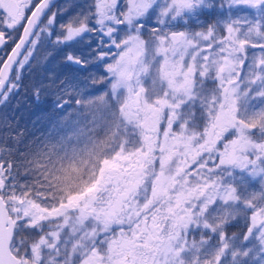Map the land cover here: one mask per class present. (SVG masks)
I'll return each mask as SVG.
<instances>
[{"label": "snow or ice", "instance_id": "1", "mask_svg": "<svg viewBox=\"0 0 264 264\" xmlns=\"http://www.w3.org/2000/svg\"><path fill=\"white\" fill-rule=\"evenodd\" d=\"M53 7L0 0V105L45 42L102 87L54 80L90 119L0 136V264H264V0Z\"/></svg>", "mask_w": 264, "mask_h": 264}, {"label": "trees", "instance_id": "2", "mask_svg": "<svg viewBox=\"0 0 264 264\" xmlns=\"http://www.w3.org/2000/svg\"><path fill=\"white\" fill-rule=\"evenodd\" d=\"M61 1L59 0L56 6ZM84 4L78 3L77 6ZM42 46L44 49H42L40 55L45 57L48 55L44 65L36 67V74L30 79V85L27 83V77H25L24 83L28 88H21V92H18L16 96L10 99L8 105L14 107V112L11 113L9 109L5 113H0V126L2 127L0 136L12 137L10 143L13 147H18L22 152H27L45 140V130L47 131L49 124L53 122L54 117L60 112L56 107L60 97L59 94H56V89L52 87V82L55 80L59 83L61 79H58V75L61 73L68 79L73 77L74 74H78L76 72H79L77 66L66 65L63 53L60 50H56L57 48L53 46L52 50H48L49 45L47 47ZM41 70H44L43 73H40ZM97 72L100 75L102 69ZM23 79L21 77V81ZM36 89H40L39 97L35 94ZM89 118L90 116L87 115V119ZM8 126L11 129L2 130ZM231 231L238 232L240 230L239 228H233Z\"/></svg>", "mask_w": 264, "mask_h": 264}, {"label": "rangeland", "instance_id": "3", "mask_svg": "<svg viewBox=\"0 0 264 264\" xmlns=\"http://www.w3.org/2000/svg\"><path fill=\"white\" fill-rule=\"evenodd\" d=\"M85 1L87 3V0H62L60 2V4L54 8L53 11L67 9L68 13L71 14V13H74L76 11H79V7L77 6L78 3L84 4ZM215 2L219 3V0H215ZM65 18H67V17L65 16ZM204 19H207V17L201 16V20H204ZM42 45H44L45 47H47L49 45L48 50L49 49L52 50V46L50 44H48L47 42L43 43ZM42 45L39 48V50L37 51L35 58L31 61L30 66L26 67L23 70L21 77H23L24 79L22 81L20 80L19 89L10 96V98L6 104L0 105V113L1 112L5 113L9 109L11 110V113L14 112V110H15L14 107L8 105L10 99H12L14 96H16V94L18 92H21V90H20L21 88H28V86L24 83L25 77H27V80H28L27 83L30 85L29 81L36 74V67L44 65V61H45V59H47L48 55L46 57L40 55V52L42 51V49H44V47ZM56 50H59V49L57 48ZM60 52L63 53L62 51H60ZM63 56H64V53H63ZM99 69H102V66ZM99 69H97V67H95L93 65H90L86 71L82 70V69H78L79 72H76L78 74H74V75L77 77L78 80H85L90 85V87L101 88L102 86L100 84H96L94 86L91 85V79H90V77H98L99 76V74L97 72ZM43 71L44 70H41L40 73H43ZM59 78L61 80L72 79V77H70L68 79L65 78L62 73L58 75V79ZM56 94H58L57 90H56ZM70 94L71 93L64 94L62 99L68 100ZM87 115L88 114L83 113V111L78 112L76 109V106L74 104L66 105L64 111L58 112V114L54 117L53 122L51 124H49L47 131L45 130V134H46L45 140L47 138H49L50 135H54L53 128L57 124V122H72V121L79 120V121H81L82 124H84L85 121L87 120ZM1 128L2 127L0 126V135H1ZM9 129H11V128L8 126V127H4L2 130H9ZM239 230H240V228H239Z\"/></svg>", "mask_w": 264, "mask_h": 264}, {"label": "water", "instance_id": "4", "mask_svg": "<svg viewBox=\"0 0 264 264\" xmlns=\"http://www.w3.org/2000/svg\"><path fill=\"white\" fill-rule=\"evenodd\" d=\"M58 2V0H54V5Z\"/></svg>", "mask_w": 264, "mask_h": 264}, {"label": "flooded vegetation", "instance_id": "5", "mask_svg": "<svg viewBox=\"0 0 264 264\" xmlns=\"http://www.w3.org/2000/svg\"><path fill=\"white\" fill-rule=\"evenodd\" d=\"M10 50V49H9Z\"/></svg>", "mask_w": 264, "mask_h": 264}]
</instances>
